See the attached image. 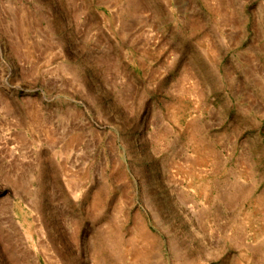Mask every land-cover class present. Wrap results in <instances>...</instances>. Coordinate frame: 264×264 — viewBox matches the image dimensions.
<instances>
[{
	"label": "rangeland",
	"instance_id": "rangeland-1",
	"mask_svg": "<svg viewBox=\"0 0 264 264\" xmlns=\"http://www.w3.org/2000/svg\"><path fill=\"white\" fill-rule=\"evenodd\" d=\"M0 264H264V0H0Z\"/></svg>",
	"mask_w": 264,
	"mask_h": 264
}]
</instances>
